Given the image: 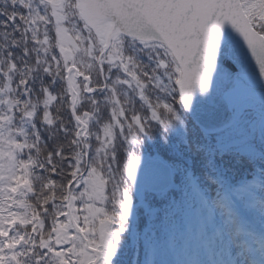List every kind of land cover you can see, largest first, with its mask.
Instances as JSON below:
<instances>
[{
  "label": "snow or ice",
  "instance_id": "snow-or-ice-1",
  "mask_svg": "<svg viewBox=\"0 0 264 264\" xmlns=\"http://www.w3.org/2000/svg\"><path fill=\"white\" fill-rule=\"evenodd\" d=\"M254 247L264 0H0V264Z\"/></svg>",
  "mask_w": 264,
  "mask_h": 264
},
{
  "label": "trees",
  "instance_id": "trees-1",
  "mask_svg": "<svg viewBox=\"0 0 264 264\" xmlns=\"http://www.w3.org/2000/svg\"><path fill=\"white\" fill-rule=\"evenodd\" d=\"M254 101L255 100L253 98L251 100H248L249 103H254ZM255 108L257 110V114H259L260 106L259 107L255 106ZM257 225H259V221H257ZM193 248L195 249V244H193ZM252 254L255 259H256L255 255H258L259 257L262 256V253L259 251V248H256V247L252 249ZM161 258L165 260H172V259H192V258L212 259L213 257L211 256L210 253H206L204 251L195 252L192 255H190L187 251H184V252L177 251L174 253L166 254ZM216 258L222 259L223 257L217 255Z\"/></svg>",
  "mask_w": 264,
  "mask_h": 264
},
{
  "label": "water",
  "instance_id": "water-1",
  "mask_svg": "<svg viewBox=\"0 0 264 264\" xmlns=\"http://www.w3.org/2000/svg\"><path fill=\"white\" fill-rule=\"evenodd\" d=\"M251 95H247L243 92H240V93H237V96H236V100L237 101H240V100H244L246 99L247 97H250Z\"/></svg>",
  "mask_w": 264,
  "mask_h": 264
},
{
  "label": "rangeland",
  "instance_id": "rangeland-1",
  "mask_svg": "<svg viewBox=\"0 0 264 264\" xmlns=\"http://www.w3.org/2000/svg\"><path fill=\"white\" fill-rule=\"evenodd\" d=\"M258 97H256V99H254L255 101H254V103H251L252 105L257 106L258 102L261 103V97L260 96H258Z\"/></svg>",
  "mask_w": 264,
  "mask_h": 264
},
{
  "label": "flooded vegetation",
  "instance_id": "flooded-vegetation-1",
  "mask_svg": "<svg viewBox=\"0 0 264 264\" xmlns=\"http://www.w3.org/2000/svg\"><path fill=\"white\" fill-rule=\"evenodd\" d=\"M256 98V97H255ZM259 98V97H258Z\"/></svg>",
  "mask_w": 264,
  "mask_h": 264
}]
</instances>
